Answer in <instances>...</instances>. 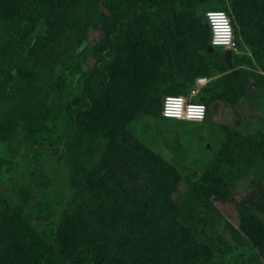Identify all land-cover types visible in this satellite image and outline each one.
I'll use <instances>...</instances> for the list:
<instances>
[{"label":"rangeland","instance_id":"1","mask_svg":"<svg viewBox=\"0 0 264 264\" xmlns=\"http://www.w3.org/2000/svg\"><path fill=\"white\" fill-rule=\"evenodd\" d=\"M57 1L72 7L53 35L40 30L49 42L32 66L31 119L14 116L18 89L0 80V264H48L31 208V138L58 140L99 83L83 122L39 161L48 237L60 234L74 254L97 247L103 264H264V36L237 23L231 0ZM11 2L0 0V46L25 16ZM208 9L231 18L232 69L220 70L225 46L204 52L193 31L192 17L207 26ZM175 87L182 93L166 92ZM191 88L207 106L203 121L144 113ZM102 183L108 194L97 197L89 187ZM136 219L140 228L128 224Z\"/></svg>","mask_w":264,"mask_h":264},{"label":"trees","instance_id":"2","mask_svg":"<svg viewBox=\"0 0 264 264\" xmlns=\"http://www.w3.org/2000/svg\"><path fill=\"white\" fill-rule=\"evenodd\" d=\"M234 11L237 17V23L241 26L246 27L250 26L255 28V35L264 36V0H231ZM22 6L25 10V16L20 23L19 28H14L6 30L7 32V43L5 46H0V80L4 79L9 81L13 86H16L19 93V98L15 99L13 106L14 116L22 121H28L32 115V109L29 108V103L33 97V94L37 91L36 86L34 85L36 81V76L32 72V66L36 64V61L40 59L38 53L39 47H44L47 41L45 38H39L44 35L40 33V30L43 29L45 32H49L50 35H53V29L58 24L62 23L68 12L71 9V5L66 2H58L57 0H12L11 5L7 8L14 10L16 6ZM7 11V9H6ZM11 17L7 18L6 22L9 23ZM42 22L43 26L40 28L39 24ZM6 23V24H7ZM193 31L204 43L203 49L204 52H211L209 48L210 43V32L208 26L202 23L200 18L192 17ZM5 24V25H6ZM162 29V40L167 43L169 40L167 30L169 25L167 21H163ZM236 27V22H234ZM48 37V36H47ZM11 39V40H10ZM208 40V42H207ZM209 44V45H208ZM180 47H184L183 44ZM219 48V47H214ZM216 52H220L219 49H216ZM168 50L165 55L168 56ZM218 61L220 63V70L229 69V66L225 62V51L219 55ZM169 60L172 61V58L168 56ZM219 81V80H218ZM220 82V81H219ZM221 84V83H220ZM102 83H99L92 92L84 97L83 105L78 106L76 110L72 113L70 112L67 117L68 127L70 128L65 133L61 134L58 137V140L54 138V135H49L47 137H32L30 146L33 149L31 165L32 170L27 171L29 173L30 187L33 190V201L31 204L32 211L40 221V225L43 228V244L45 249V256L48 264H103L106 263L103 254L106 256L105 251L103 254H97L95 250L97 247L85 246L83 249L76 250L75 254L73 253L72 248L63 240V237L60 234L55 235L52 233L48 237L49 230H51V224L49 222H42V217L39 216V210L41 207V198H42V189H45L46 176L44 175L43 169L39 167V161L41 159L42 153L45 152L47 145H53L56 150L58 142H62L65 137L72 136V129L76 122H83L84 117L88 114L85 110L84 105L88 106L87 100L90 98V95H94L96 92L100 95V92L103 91ZM180 87H175L166 91L167 93H182L177 92ZM228 96V95H227ZM155 102L150 101L145 107L144 113L147 116H156L162 118L163 120H169L163 118L160 114V104L157 103L158 99L154 98ZM37 132V131H32ZM36 135V134H33ZM49 143V144H46ZM170 167V166H169ZM186 184L188 181H184ZM89 189L97 196L103 197L107 195V189L102 183V187L95 189L93 186ZM194 190L206 198L214 197L210 192L202 191V188L194 187ZM223 200L228 201L230 197L223 196ZM102 210V209H101ZM245 215V213H242ZM130 225H134L137 228H140L138 219L128 222ZM264 233V231H263ZM87 247V248H86ZM101 248V247H99ZM110 264V263H109Z\"/></svg>","mask_w":264,"mask_h":264},{"label":"built area","instance_id":"3","mask_svg":"<svg viewBox=\"0 0 264 264\" xmlns=\"http://www.w3.org/2000/svg\"><path fill=\"white\" fill-rule=\"evenodd\" d=\"M210 32V44L225 46L237 51L235 32L230 16L220 9H208L204 12ZM204 77H198L196 84H202ZM197 89L191 88L183 95H164L161 99L160 114L163 118L176 121H203L206 117L207 106L195 98Z\"/></svg>","mask_w":264,"mask_h":264},{"label":"water","instance_id":"4","mask_svg":"<svg viewBox=\"0 0 264 264\" xmlns=\"http://www.w3.org/2000/svg\"><path fill=\"white\" fill-rule=\"evenodd\" d=\"M209 48L212 50L213 49V47H212V45L210 46L209 45ZM232 50L231 49H229V48H226V50H225V60H226V62H227V64H228V66H229V68H233V64H232Z\"/></svg>","mask_w":264,"mask_h":264},{"label":"crops","instance_id":"5","mask_svg":"<svg viewBox=\"0 0 264 264\" xmlns=\"http://www.w3.org/2000/svg\"><path fill=\"white\" fill-rule=\"evenodd\" d=\"M213 47V46H212ZM214 48V47H213ZM232 53H233V50H232Z\"/></svg>","mask_w":264,"mask_h":264}]
</instances>
